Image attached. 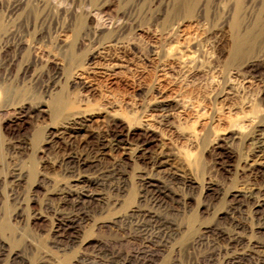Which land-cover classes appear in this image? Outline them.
I'll return each mask as SVG.
<instances>
[{"label":"rangeland","instance_id":"obj_1","mask_svg":"<svg viewBox=\"0 0 264 264\" xmlns=\"http://www.w3.org/2000/svg\"><path fill=\"white\" fill-rule=\"evenodd\" d=\"M0 264H264V0H0Z\"/></svg>","mask_w":264,"mask_h":264},{"label":"bare ground","instance_id":"obj_2","mask_svg":"<svg viewBox=\"0 0 264 264\" xmlns=\"http://www.w3.org/2000/svg\"><path fill=\"white\" fill-rule=\"evenodd\" d=\"M241 46V39L240 38H236V41H235V48L238 49L239 47ZM235 49V50H236ZM237 227V226H236ZM239 228V226H238ZM233 239V238H232ZM235 239V238H234ZM240 240V239H239ZM230 242V241H229ZM235 242V241H234ZM237 243V241H236ZM240 243V242H239ZM238 244V243H237ZM230 245V244H229Z\"/></svg>","mask_w":264,"mask_h":264}]
</instances>
